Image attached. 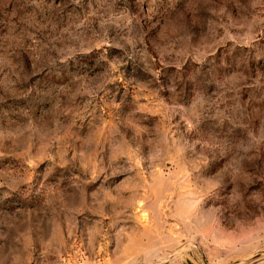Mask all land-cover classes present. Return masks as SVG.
<instances>
[{
  "label": "rangeland",
  "instance_id": "rangeland-1",
  "mask_svg": "<svg viewBox=\"0 0 264 264\" xmlns=\"http://www.w3.org/2000/svg\"><path fill=\"white\" fill-rule=\"evenodd\" d=\"M0 264H264V0H0Z\"/></svg>",
  "mask_w": 264,
  "mask_h": 264
}]
</instances>
